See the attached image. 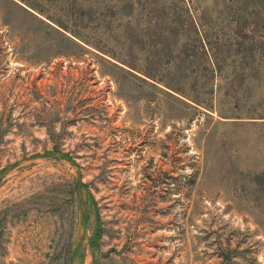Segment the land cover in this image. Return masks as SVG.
I'll list each match as a JSON object with an SVG mask.
<instances>
[{"label": "rangeland", "instance_id": "obj_1", "mask_svg": "<svg viewBox=\"0 0 264 264\" xmlns=\"http://www.w3.org/2000/svg\"><path fill=\"white\" fill-rule=\"evenodd\" d=\"M0 264H264V0H0Z\"/></svg>", "mask_w": 264, "mask_h": 264}]
</instances>
